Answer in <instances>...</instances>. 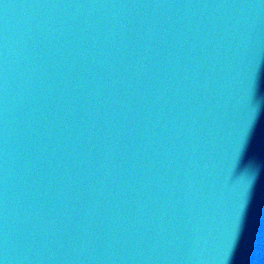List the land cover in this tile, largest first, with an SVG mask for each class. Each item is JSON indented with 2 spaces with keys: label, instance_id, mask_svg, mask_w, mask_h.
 Listing matches in <instances>:
<instances>
[{
  "label": "water",
  "instance_id": "1",
  "mask_svg": "<svg viewBox=\"0 0 264 264\" xmlns=\"http://www.w3.org/2000/svg\"><path fill=\"white\" fill-rule=\"evenodd\" d=\"M257 69L261 0H0V261L264 264Z\"/></svg>",
  "mask_w": 264,
  "mask_h": 264
},
{
  "label": "snow or ice",
  "instance_id": "2",
  "mask_svg": "<svg viewBox=\"0 0 264 264\" xmlns=\"http://www.w3.org/2000/svg\"><path fill=\"white\" fill-rule=\"evenodd\" d=\"M261 3H264V0H261ZM250 106L254 113V121L255 122L261 114H264V76L261 75L259 70L257 69L252 76L251 85H250ZM246 140L247 137L241 135L236 144V148L239 154V161L242 163L243 155L246 150ZM264 176V168H257L255 163H249L244 170V176L240 183L238 189V198H237V208L236 213L237 217L241 221L244 212L246 211V207L248 202L250 201L252 191L255 187V184L258 178ZM233 250L227 253L225 264H229L231 259ZM0 264H5L4 261H0Z\"/></svg>",
  "mask_w": 264,
  "mask_h": 264
}]
</instances>
